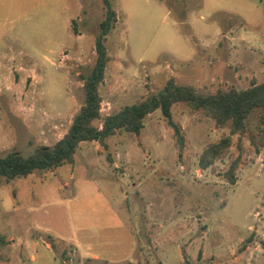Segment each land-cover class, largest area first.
Masks as SVG:
<instances>
[{
  "label": "rangeland",
  "instance_id": "obj_1",
  "mask_svg": "<svg viewBox=\"0 0 264 264\" xmlns=\"http://www.w3.org/2000/svg\"><path fill=\"white\" fill-rule=\"evenodd\" d=\"M110 2L102 116L171 79L203 93L264 81V0ZM106 9L0 0V156H29L68 132ZM172 119L182 144L157 109L107 147L81 142L73 162L0 177V264H264V109L237 133L186 101ZM228 136L203 167V152Z\"/></svg>",
  "mask_w": 264,
  "mask_h": 264
},
{
  "label": "trees",
  "instance_id": "obj_2",
  "mask_svg": "<svg viewBox=\"0 0 264 264\" xmlns=\"http://www.w3.org/2000/svg\"><path fill=\"white\" fill-rule=\"evenodd\" d=\"M104 2L107 9L105 18L100 23L101 32L96 39V62L92 70L83 77L85 101L74 116L68 132L53 146H42L29 156L19 152L0 156V177L11 180L28 176L38 169H52L66 162H73L74 154L81 142L95 140L107 147L106 139L118 130L139 133L146 115L157 109H160L168 122L175 127L182 144L183 136L172 119V105L178 101H186L194 109H203L219 126L229 123L233 133L245 130L246 121L255 109H264V81L242 90L203 93L193 86L179 84L171 79L160 92L102 116L99 86L104 80L109 61L105 41L117 21L110 0ZM97 121H100V124L96 123ZM230 145V136L210 145L201 155V165L207 167L213 163L216 157L221 156ZM234 168L235 166L228 173L231 182H235L236 178Z\"/></svg>",
  "mask_w": 264,
  "mask_h": 264
}]
</instances>
